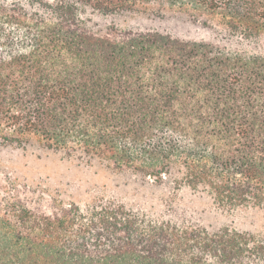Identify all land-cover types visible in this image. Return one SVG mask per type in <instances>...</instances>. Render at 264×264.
<instances>
[{
	"label": "trees",
	"instance_id": "1",
	"mask_svg": "<svg viewBox=\"0 0 264 264\" xmlns=\"http://www.w3.org/2000/svg\"><path fill=\"white\" fill-rule=\"evenodd\" d=\"M83 6L219 17L232 35H264V0H0V144L35 138L223 207H263L264 56L160 31L100 35ZM0 264H264V246L103 199L51 215L17 202L0 208Z\"/></svg>",
	"mask_w": 264,
	"mask_h": 264
},
{
	"label": "rangeland",
	"instance_id": "2",
	"mask_svg": "<svg viewBox=\"0 0 264 264\" xmlns=\"http://www.w3.org/2000/svg\"><path fill=\"white\" fill-rule=\"evenodd\" d=\"M80 18L88 31L100 35L111 29L160 31L264 56V35L252 39L232 35L219 17L196 19L174 11L162 16L141 11L103 14L83 6ZM94 199L123 204L147 219L170 221L183 228L215 233L228 227L253 236L264 246V206L223 207L206 191L179 186L173 178L155 183L81 153L48 149L35 138L21 146L0 144V208L18 202L51 215L72 203L84 206Z\"/></svg>",
	"mask_w": 264,
	"mask_h": 264
}]
</instances>
